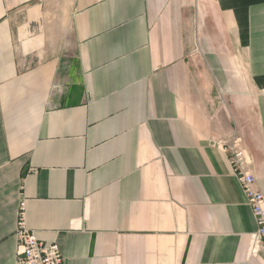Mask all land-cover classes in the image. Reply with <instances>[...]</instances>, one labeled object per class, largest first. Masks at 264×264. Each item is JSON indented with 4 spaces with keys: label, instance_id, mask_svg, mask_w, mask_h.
I'll return each mask as SVG.
<instances>
[{
    "label": "crops",
    "instance_id": "1",
    "mask_svg": "<svg viewBox=\"0 0 264 264\" xmlns=\"http://www.w3.org/2000/svg\"><path fill=\"white\" fill-rule=\"evenodd\" d=\"M242 106L264 152V0H0V264L21 203L64 264H264Z\"/></svg>",
    "mask_w": 264,
    "mask_h": 264
},
{
    "label": "built area",
    "instance_id": "2",
    "mask_svg": "<svg viewBox=\"0 0 264 264\" xmlns=\"http://www.w3.org/2000/svg\"><path fill=\"white\" fill-rule=\"evenodd\" d=\"M218 142L227 152L233 176L237 180L255 219L257 230L250 237L248 251L251 256H264V195L258 189L255 177L250 170L248 153L236 143L231 145ZM16 264H64L57 244L40 241L34 232L28 230L23 222V203L18 212L16 230Z\"/></svg>",
    "mask_w": 264,
    "mask_h": 264
},
{
    "label": "rangeland",
    "instance_id": "3",
    "mask_svg": "<svg viewBox=\"0 0 264 264\" xmlns=\"http://www.w3.org/2000/svg\"><path fill=\"white\" fill-rule=\"evenodd\" d=\"M239 71V70H238ZM237 71V72H238ZM241 80H244L241 71L238 72ZM244 89H240V95L242 96ZM215 97L222 98L227 97V94L221 92L220 90L215 91ZM224 98V97H223ZM241 127L239 129H234V134L228 139V145L236 143L239 147L246 150L252 162L258 157H262L264 152L260 147V136L259 130L255 125L254 114L251 108L246 107L241 109Z\"/></svg>",
    "mask_w": 264,
    "mask_h": 264
}]
</instances>
